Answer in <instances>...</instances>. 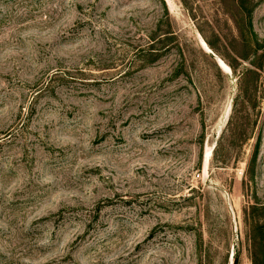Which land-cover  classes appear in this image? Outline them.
Segmentation results:
<instances>
[{"label":"rangeland","instance_id":"374dc122","mask_svg":"<svg viewBox=\"0 0 264 264\" xmlns=\"http://www.w3.org/2000/svg\"><path fill=\"white\" fill-rule=\"evenodd\" d=\"M253 3L0 0V264H264Z\"/></svg>","mask_w":264,"mask_h":264},{"label":"trees","instance_id":"16d2710c","mask_svg":"<svg viewBox=\"0 0 264 264\" xmlns=\"http://www.w3.org/2000/svg\"><path fill=\"white\" fill-rule=\"evenodd\" d=\"M225 2V3H224ZM221 5L223 6L224 13L229 17L230 20H232L233 24L235 25V30L237 32V36L239 39L238 45H240L239 50L235 48L234 46H230L229 50L231 52V57L225 58L223 57V61L225 64L230 68L232 72H235L236 70V61L242 60V61H248L250 55L253 56L257 53V51L263 49V46H255L253 48L249 42V38H254V32L252 28V14L254 12V9L256 5L253 3V0H221ZM206 45L209 47L210 50L213 52H217L215 46L205 41ZM232 56L235 57V59H232ZM235 62V63H234ZM252 68L256 70H252V68L247 69L244 74L248 76H253L255 78V82L258 78L257 71H260V67L250 64ZM256 83H254L253 87H255ZM258 147V144L257 146ZM255 154H253V159H255ZM258 229V228H257ZM260 229V228H259ZM262 256H258L257 253L254 251L252 263L253 264H262L263 258ZM236 263V260L233 261V264Z\"/></svg>","mask_w":264,"mask_h":264},{"label":"bare ground","instance_id":"6f19581e","mask_svg":"<svg viewBox=\"0 0 264 264\" xmlns=\"http://www.w3.org/2000/svg\"><path fill=\"white\" fill-rule=\"evenodd\" d=\"M202 44H203V46L205 47L206 51H210V50L208 49V47L206 46V44H204V42H202ZM218 63L220 64L219 67H221V69H222L223 71H225V67H224L225 64H224L223 62H221L219 59H218ZM223 64H224V65H223ZM225 66H226V65H225ZM227 68H228V70L230 71V68H229V67H227ZM209 158H210V152L207 151V152L205 153V160L208 161ZM205 164H206V163H205Z\"/></svg>","mask_w":264,"mask_h":264},{"label":"built area","instance_id":"2783aa9c","mask_svg":"<svg viewBox=\"0 0 264 264\" xmlns=\"http://www.w3.org/2000/svg\"><path fill=\"white\" fill-rule=\"evenodd\" d=\"M263 89H264V84H263Z\"/></svg>","mask_w":264,"mask_h":264}]
</instances>
